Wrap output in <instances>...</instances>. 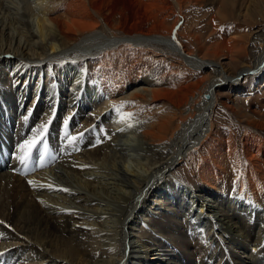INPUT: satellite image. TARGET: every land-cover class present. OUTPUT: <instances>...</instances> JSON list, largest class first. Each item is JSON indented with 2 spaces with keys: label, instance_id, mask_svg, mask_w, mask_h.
<instances>
[{
  "label": "bare ground",
  "instance_id": "1",
  "mask_svg": "<svg viewBox=\"0 0 264 264\" xmlns=\"http://www.w3.org/2000/svg\"><path fill=\"white\" fill-rule=\"evenodd\" d=\"M98 1L0 0V146L12 152L10 159L7 148L0 150V164H12L0 165V258L6 264H264V219L253 205L264 192V121L255 118L260 111L248 115L229 105L227 94L260 90L264 27L251 41V57L232 72L227 62L189 55L156 30L126 32L107 2ZM161 1H140L145 21ZM165 53L191 69L209 68L199 95L158 89L141 58ZM88 60L97 75L92 83L77 72ZM128 99L167 101L180 117L172 113L133 131L118 113L110 115ZM218 106L244 126L241 149L232 137L212 141ZM49 118L55 121L42 144H52V159L32 156L33 166L38 160L32 175L15 176L20 146L34 141ZM67 118L70 132L63 126L58 132ZM97 136L107 141L91 140ZM227 159L238 172L237 198L218 188ZM177 163L193 169L192 187L169 177Z\"/></svg>",
  "mask_w": 264,
  "mask_h": 264
},
{
  "label": "rangeland",
  "instance_id": "2",
  "mask_svg": "<svg viewBox=\"0 0 264 264\" xmlns=\"http://www.w3.org/2000/svg\"><path fill=\"white\" fill-rule=\"evenodd\" d=\"M105 1L107 2L109 13L114 15L112 19L115 21H123V24L126 26V32L130 30L128 33L133 31L134 33L131 32V34L139 33L146 35L149 34V32H152V30H156L158 31V34L162 36L174 38L189 55L199 56L204 60H213V62H227V70L229 69L228 71L232 72H235L237 67H240V65L245 61H248L251 57L249 51L252 43L251 41L255 35H258L257 30H262L264 27V0H231V2H233V7L223 5L219 0H213L214 2L212 3L208 0H165L159 2V7L152 9V11L148 13V16L150 15V18H153L149 21H145V17L142 15L139 8H137V6L140 5V1L143 0H103L104 3H106ZM98 2H100V0ZM174 2H177L180 10L173 7ZM30 23L32 31L36 34L37 27L35 26L36 23L34 16L31 17ZM153 26L156 27L154 28ZM54 51L56 52V49ZM152 58V54H142L141 62L144 61L147 63L145 64L146 66H144L149 70L148 72L152 79H155L156 82L160 83L158 89L174 93L179 91L181 93L187 92V94L192 97L194 95H199L204 90L210 73L208 67L199 71L191 69L187 67L179 57H176L171 53L168 55H166V53L160 54L157 57H154L153 60ZM132 62L133 60L128 61L127 63L128 67L131 69H133ZM72 66L75 67L73 64L68 65V69L72 68ZM77 72L78 76H81V80H86L92 83L97 79L95 64L93 61H86L83 65V69ZM71 74L73 75L74 72ZM243 83L245 85L244 87H248L247 79H244L242 84ZM248 92L252 91H246L245 89L237 94L233 91L228 92L227 94L231 101L229 102V105H232L233 107L234 105L238 106V108H241V110L248 115L253 110L260 111L262 114L261 117L256 114L255 118L264 121V81L260 83V90L252 94H248ZM223 94H226V92H223ZM220 99H222V97ZM119 103L120 102L114 103V105ZM121 104V110H115L110 115L112 116L114 112L118 113L117 118L120 121L122 120L121 123L131 130L135 129V126L139 128L140 125L155 124L162 118H168L167 115L172 113L176 115V119H179L180 117V113L173 108L171 103L164 100L154 102V104L150 105L144 103L141 105L135 100L128 99ZM113 109L118 108L114 107ZM30 113L32 112H29V114ZM73 114L74 113H72V115ZM68 119L69 118L58 127V132L62 131L61 126H63L62 132L68 131L71 124V118ZM237 120L238 117L236 113L226 111L221 108V106L216 107L212 119L216 135L212 141L219 139V137L223 139L232 137L237 146L241 149V138L245 132V128L244 126H238ZM50 121L51 123H49ZM54 121L55 119L49 118V121L43 127V132H40L38 134L39 136L34 137L35 147L31 148L27 159H25L23 163H21L20 158L17 159L19 160L17 162L18 165L15 164L17 171L13 170L16 171L13 172L15 176L28 177L32 175L34 167H32L33 165L29 161L32 156L38 159L41 163L50 160V158L52 159V157L49 158L47 155V153L52 150L51 148H53L52 144L49 143L48 145L43 146L42 143L44 141L43 137H48L50 134V129ZM131 125L134 126L132 127ZM103 128L109 130L107 125H104ZM94 132L96 133L97 130H94ZM65 137L67 138L68 136ZM81 137L87 138V136L84 137L83 135L77 138L78 141L81 139L83 141V138ZM91 140H95L96 143L101 144L107 141V138L104 139L97 136L95 139L92 138ZM1 146L0 150H2L1 148L4 146L3 149L7 148L5 151L8 153V147H5V144ZM54 147L56 151H58L57 149L62 151L61 148ZM38 150L42 151L39 152ZM42 153L46 155L43 156ZM11 154L12 152L8 155L10 159L12 158ZM10 159L9 161L4 159L3 161L5 162L1 163L0 165L2 167H0L3 168L5 165L4 163L8 164V162H10L11 164ZM38 160L35 162L36 164L38 163ZM224 168L227 175L224 177L222 183L218 185V188L220 191L224 192V194H232L234 198H237L236 192L238 187L234 183H236L238 172L230 159L226 160ZM5 169L3 168L2 170ZM192 170V168H188L184 164L177 163V165L172 166L169 177L177 180L176 182L178 183L182 182L184 185L192 187L197 183L195 181L196 175L192 173ZM204 203L213 206L210 201H205ZM253 205L256 211L259 212V215H261V218L264 219V192L263 195L258 197L256 204ZM216 212V209H212L210 214L213 215V217H218ZM142 229L143 228H141V230ZM0 264H6V262H3L1 259ZM22 264H24V262H22Z\"/></svg>",
  "mask_w": 264,
  "mask_h": 264
},
{
  "label": "snow or ice",
  "instance_id": "3",
  "mask_svg": "<svg viewBox=\"0 0 264 264\" xmlns=\"http://www.w3.org/2000/svg\"><path fill=\"white\" fill-rule=\"evenodd\" d=\"M35 147V142L34 141H26L25 144L21 145V152L23 155L20 157L21 163L24 162L25 159H27L28 155L30 154L31 148ZM25 149H28V151H24ZM29 183H32L31 181ZM65 191H67L65 189Z\"/></svg>",
  "mask_w": 264,
  "mask_h": 264
},
{
  "label": "water",
  "instance_id": "4",
  "mask_svg": "<svg viewBox=\"0 0 264 264\" xmlns=\"http://www.w3.org/2000/svg\"><path fill=\"white\" fill-rule=\"evenodd\" d=\"M208 95L207 94H205V96L204 97H207Z\"/></svg>",
  "mask_w": 264,
  "mask_h": 264
}]
</instances>
